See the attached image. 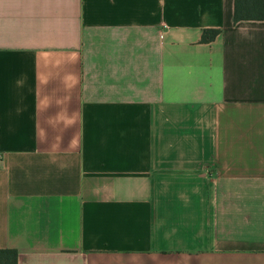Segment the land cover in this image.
<instances>
[{
  "label": "crops",
  "instance_id": "1",
  "mask_svg": "<svg viewBox=\"0 0 264 264\" xmlns=\"http://www.w3.org/2000/svg\"><path fill=\"white\" fill-rule=\"evenodd\" d=\"M234 9L0 0V249L264 264V20Z\"/></svg>",
  "mask_w": 264,
  "mask_h": 264
},
{
  "label": "trees",
  "instance_id": "2",
  "mask_svg": "<svg viewBox=\"0 0 264 264\" xmlns=\"http://www.w3.org/2000/svg\"><path fill=\"white\" fill-rule=\"evenodd\" d=\"M233 20L235 23L243 20H264V0H235ZM220 28H205L202 30L201 42L210 43L221 34ZM17 249H0V264H18Z\"/></svg>",
  "mask_w": 264,
  "mask_h": 264
}]
</instances>
